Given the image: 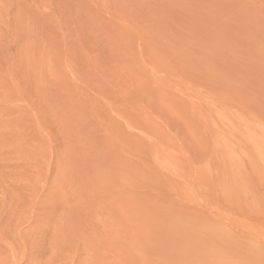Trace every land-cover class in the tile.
<instances>
[{
    "label": "rangeland",
    "instance_id": "obj_1",
    "mask_svg": "<svg viewBox=\"0 0 264 264\" xmlns=\"http://www.w3.org/2000/svg\"><path fill=\"white\" fill-rule=\"evenodd\" d=\"M0 264H264V0H0Z\"/></svg>",
    "mask_w": 264,
    "mask_h": 264
}]
</instances>
